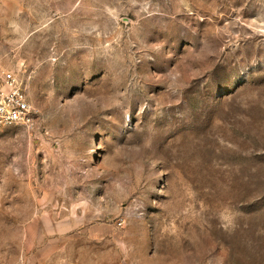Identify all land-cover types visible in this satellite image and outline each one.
<instances>
[{
    "label": "rangeland",
    "instance_id": "obj_1",
    "mask_svg": "<svg viewBox=\"0 0 264 264\" xmlns=\"http://www.w3.org/2000/svg\"><path fill=\"white\" fill-rule=\"evenodd\" d=\"M0 264H264V0H0Z\"/></svg>",
    "mask_w": 264,
    "mask_h": 264
},
{
    "label": "built area",
    "instance_id": "obj_2",
    "mask_svg": "<svg viewBox=\"0 0 264 264\" xmlns=\"http://www.w3.org/2000/svg\"><path fill=\"white\" fill-rule=\"evenodd\" d=\"M33 107L21 77L13 69H0V129L11 125H30Z\"/></svg>",
    "mask_w": 264,
    "mask_h": 264
}]
</instances>
